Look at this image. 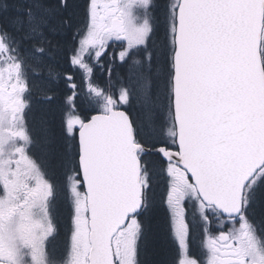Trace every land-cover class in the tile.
I'll use <instances>...</instances> for the list:
<instances>
[{
	"label": "snow or ice",
	"instance_id": "obj_1",
	"mask_svg": "<svg viewBox=\"0 0 264 264\" xmlns=\"http://www.w3.org/2000/svg\"><path fill=\"white\" fill-rule=\"evenodd\" d=\"M73 8L0 0V264H148L161 233L171 264H264V0H89L68 58L81 84L63 77L85 115L56 137L33 114L34 90L53 102L34 77H53ZM117 61L135 69L127 81L112 82ZM61 195L66 259L48 247Z\"/></svg>",
	"mask_w": 264,
	"mask_h": 264
},
{
	"label": "trees",
	"instance_id": "obj_2",
	"mask_svg": "<svg viewBox=\"0 0 264 264\" xmlns=\"http://www.w3.org/2000/svg\"><path fill=\"white\" fill-rule=\"evenodd\" d=\"M50 2L55 3V0H50ZM89 0H71V3L74 5V8L71 10L73 14L72 18V27L64 28L54 34L53 42L58 45L53 51L51 57L52 69L53 72L58 75L54 76L52 79H49V83L45 86L51 88L52 91L48 93L49 96L53 97V102L44 104L38 108H35L40 114L41 111L45 112L48 118L51 120V127L53 133L56 137H59L61 134L62 123L66 118V115L69 111V108L66 104V97L70 95L67 84L64 80V76L70 74L73 77V81L78 84H81L80 73L78 70L74 69L69 61V56L71 55V48L74 46V33L77 28H82L81 25L84 22L85 16V6L88 4ZM67 15V13H65ZM56 20H53V24H56ZM116 47V46H113ZM113 72L111 75V80L113 83H118L117 75L121 79L128 78V69H131V64L121 65L119 61L111 65ZM107 67V65H106ZM44 70V69H43ZM132 70V69H131ZM109 79L108 73L106 71H101L99 69L95 70V80L102 85L106 83ZM45 103V102H44ZM37 105V104H36ZM77 113L81 116L85 115V112L82 110V103L77 102L75 106ZM37 114V115H38ZM95 114V113H91ZM52 170L56 174L58 179H63L62 171L60 169V164L57 159H52L50 161ZM164 184L161 180L159 182V187L157 189L158 193H163ZM64 199V201H63ZM65 198L61 195L56 203L57 209L53 212V218L56 224V239L54 242L55 253L57 257L61 259L67 258L66 250L68 236L71 232V218L70 212L68 211V203L64 204ZM65 209V210H64ZM156 212L159 216L164 215L162 207H158ZM68 214V217L66 216ZM57 215V216H56ZM255 218L257 223L264 221V207H257L255 210ZM50 243L48 247H50ZM52 242V244H53ZM51 244V245H52ZM176 258V252L173 244L168 240V238L163 234H159L147 247V249L142 253V259L146 260L148 264H171L172 260Z\"/></svg>",
	"mask_w": 264,
	"mask_h": 264
},
{
	"label": "rangeland",
	"instance_id": "obj_3",
	"mask_svg": "<svg viewBox=\"0 0 264 264\" xmlns=\"http://www.w3.org/2000/svg\"><path fill=\"white\" fill-rule=\"evenodd\" d=\"M101 2H103V0H101ZM81 27H83V24L81 25ZM117 51H119V48L117 47ZM51 59L48 61V64L52 67V64H51ZM53 70H55L54 68H53ZM134 71H135V69H132L131 70V72L132 73H134ZM128 78L127 79H123V80H125V81H127L128 79H129V76H130V70L128 69ZM54 76H56V77H58V75L56 74V72L54 73ZM34 79H36L37 80V82H39V83H41V85L42 86H45V84H47V83H49L50 81H49V79L50 80H54V79H52V78H48V73H47V68H44V70H42V75L41 76H37V77H34ZM45 102V103H44ZM37 104V105H36ZM44 104H47L48 105V102L45 100V98H44V96L43 95H41L38 91H36V90H34L33 91V107H35V108H38V107H40V106H43ZM133 104L135 105V101H133ZM34 108V112H33V114L34 115H37L38 114V112H37V110ZM72 111V110H71ZM70 114H76L75 112L73 113V112H71V113H69V115ZM76 115H78V114H76ZM58 199H59V197H58ZM58 199L56 200V202H55V204H54V210H53V212L57 209V207L55 206L56 205V203H57V201H58ZM63 201H64V199H63ZM68 203V211L70 212V218H71V225H72V209H71V206H70V203H69V201L68 200H66L65 199V202H64V204H65V206H66V204ZM259 207V206H258ZM260 208H263V207H260ZM65 210V209H64ZM57 216V215H56ZM66 216L68 217V214L66 213ZM54 223H55V221H54ZM72 228V227H71ZM56 234H54V238H50V240H52L51 241V244H52V242L56 239ZM70 237H71V232H70V234H69V236H68V242H67V246H66V250L68 249V251H69V249H70ZM50 244V247H49V251L51 252V253H54L55 255H56V253H55V247H54V242H53V244L51 245ZM67 254H68V252H67ZM57 256V255H56ZM57 258H59V259H61L60 257H57Z\"/></svg>",
	"mask_w": 264,
	"mask_h": 264
},
{
	"label": "flooded vegetation",
	"instance_id": "obj_4",
	"mask_svg": "<svg viewBox=\"0 0 264 264\" xmlns=\"http://www.w3.org/2000/svg\"><path fill=\"white\" fill-rule=\"evenodd\" d=\"M69 93H70V91H69ZM70 95H71V93H70ZM34 108L35 107H33V112H34ZM198 245H199V240L197 239V241L195 242V245H192V247H194L195 248V250L196 251H199V247H198ZM174 246V245H173ZM174 249H175V252H176V260H178L179 259V255H178V251H177V249H176V247L174 246ZM199 258V257H198Z\"/></svg>",
	"mask_w": 264,
	"mask_h": 264
}]
</instances>
